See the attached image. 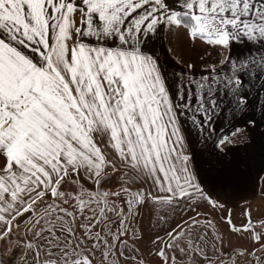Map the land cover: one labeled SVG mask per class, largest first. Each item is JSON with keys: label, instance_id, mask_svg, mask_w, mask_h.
<instances>
[{"label": "snow or ice", "instance_id": "1", "mask_svg": "<svg viewBox=\"0 0 264 264\" xmlns=\"http://www.w3.org/2000/svg\"><path fill=\"white\" fill-rule=\"evenodd\" d=\"M162 33L187 70L162 58ZM261 91L264 0H0V264H145V210L187 216L149 237L157 264H264V214L245 201L238 227L204 190L213 173L237 186L257 155L264 171ZM222 116L232 131L216 135ZM225 209L250 246L224 251L207 213Z\"/></svg>", "mask_w": 264, "mask_h": 264}, {"label": "crops", "instance_id": "2", "mask_svg": "<svg viewBox=\"0 0 264 264\" xmlns=\"http://www.w3.org/2000/svg\"><path fill=\"white\" fill-rule=\"evenodd\" d=\"M190 43L191 42H189V44ZM169 46H170L169 43L164 38V35L162 33L160 40L157 43V49L161 52L162 58H166L168 60L169 66L174 67L176 71L187 70L185 69L184 64L175 63V57L173 56V54L167 51ZM171 46L175 48L176 42L173 41ZM205 47H209V50H210V46H206V45H203L201 42H197L195 52L192 54L193 59L199 61V56L196 55V53H200V54L205 55V58L208 63H211L212 57L203 51ZM238 47L244 48L245 44L242 43ZM204 70H205L204 63H197V66L193 69L194 73L197 76ZM258 87H259V81H256V87L253 88V93L256 92V88ZM260 99H264V91H261L259 93V98L257 100L258 105H259ZM225 115H227V112H225ZM181 121L186 128H188L189 130H192L191 124L185 118L181 117ZM231 123L236 124L237 122L232 121ZM213 124L216 125V135H220L222 132L232 131L231 124L226 123L223 116L220 117L219 119H214ZM238 126L241 128L244 127L243 124H238ZM192 134L197 139L199 138V133L197 131L192 130ZM205 139H206V145L204 143L197 142L193 150L196 151L197 153L203 152L204 156L207 157L208 152L213 150V146H212V142L210 139H207V138ZM246 143H248L247 136H240V138L237 140L235 144L226 146L225 150L227 151L228 148L234 149V152L230 153V156L231 155L243 156L244 152L241 151V149L243 148V145ZM259 161L260 159H259V156L257 155L255 157V162L253 165V171L251 175L246 176L245 180L243 182H240L237 186H234L231 188L224 187L218 180L213 179V176L215 175L213 173L208 176L207 183L204 184V190L208 192L210 195H212L214 198H219L223 202H225L226 208L227 207L231 208L232 205L234 206V205L240 204L241 202L243 203V201H249L250 199H252V196H253V191H252L253 181L256 187V194L258 193L257 189L260 186L264 187V183H262L260 179V177H264V171H260V168L262 165L261 163L259 164ZM204 170H205V174H207V165H204ZM225 197H227V199H225Z\"/></svg>", "mask_w": 264, "mask_h": 264}, {"label": "rangeland", "instance_id": "3", "mask_svg": "<svg viewBox=\"0 0 264 264\" xmlns=\"http://www.w3.org/2000/svg\"><path fill=\"white\" fill-rule=\"evenodd\" d=\"M260 163L261 162L259 161V164ZM261 187L262 186H260L257 189L258 193L255 194V198L252 196V199L248 201L252 204V207L256 209V211L253 212V220H256L259 216L264 214V202L261 201L259 195V190ZM244 207H246L245 201H243V203L241 202L240 204L234 206L232 205L231 207L233 209V213H232L233 222L238 227L242 223L246 222V218L242 215V209ZM197 210L203 212L204 206L201 205V207L198 208ZM192 214L194 215L195 213ZM207 215H208V219L212 220L213 223L217 226V228L224 229V239H225L224 251H230L232 247H236L237 245L250 246L251 242L247 239L246 235H241L239 233L231 234L225 229L224 219L227 216L226 209L223 211H215V212L209 211ZM181 217L187 219V216L183 211H177L175 213L169 214V221L167 223L154 224L153 219L148 216L147 211L145 210L142 216L138 218L139 222L136 223V227L141 229L144 234V239L139 243V245H136L140 249V254L137 256V260L143 259L145 261V264H157V258H155L150 251L153 246L149 242V237L154 238L155 234L157 233L163 237L164 230L169 229L170 227H174L175 224L180 221ZM209 255H212V253L209 252ZM217 255H221V254L218 253ZM222 258L225 260L228 259L227 256H222ZM121 264H124L123 260L121 261ZM128 264H136V262L129 261Z\"/></svg>", "mask_w": 264, "mask_h": 264}]
</instances>
